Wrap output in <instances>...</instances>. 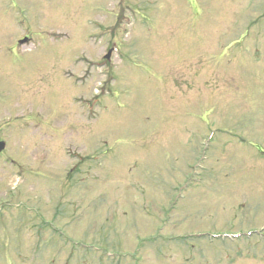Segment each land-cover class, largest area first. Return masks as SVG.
<instances>
[{
  "label": "rangeland",
  "instance_id": "obj_1",
  "mask_svg": "<svg viewBox=\"0 0 264 264\" xmlns=\"http://www.w3.org/2000/svg\"><path fill=\"white\" fill-rule=\"evenodd\" d=\"M0 142V264H264V0H0Z\"/></svg>",
  "mask_w": 264,
  "mask_h": 264
},
{
  "label": "water",
  "instance_id": "obj_2",
  "mask_svg": "<svg viewBox=\"0 0 264 264\" xmlns=\"http://www.w3.org/2000/svg\"><path fill=\"white\" fill-rule=\"evenodd\" d=\"M25 42H26V40L19 42V44H23ZM3 148H4V144L0 143V152L3 150Z\"/></svg>",
  "mask_w": 264,
  "mask_h": 264
}]
</instances>
